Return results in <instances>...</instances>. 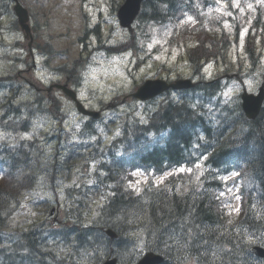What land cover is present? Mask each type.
<instances>
[{
	"label": "trees",
	"instance_id": "1",
	"mask_svg": "<svg viewBox=\"0 0 264 264\" xmlns=\"http://www.w3.org/2000/svg\"><path fill=\"white\" fill-rule=\"evenodd\" d=\"M153 2L155 13L162 16V12L177 14L187 0ZM208 39L190 52L192 62L199 64L227 50V37ZM213 91L207 87L203 93L210 95ZM192 103L186 100L178 104L169 97L152 116L150 126L134 122L125 130L128 143L137 135L151 137L130 164L162 172L187 163L194 169L190 176L177 180L172 176L170 190H150L145 197H136L124 184L123 169L104 159L108 157L106 152L65 160L62 168L68 167L66 177L80 174L79 167H88L94 161L103 165L105 170L100 168L93 176L95 184L106 191L105 203L97 201L92 213L89 195L96 189L70 190L68 195H74V202L67 206L69 219L59 231L60 242L46 240L42 224L35 225L13 249L2 250L1 254L10 258L11 264H75L80 257L100 264L112 253L124 263H135L140 256L138 235L149 250L165 256L164 264H264L249 253L251 238L264 245V108L256 121L247 120L236 107L226 109L223 117L210 124ZM162 143L163 148H157ZM111 157L110 164L115 163L116 156ZM2 159L0 162L9 166L6 160L10 156ZM232 171L239 176L228 184L237 186L239 179L244 183L239 192L243 195L239 217L227 216L219 206L218 192L225 187L222 177ZM30 172L26 165L23 174ZM25 182L14 180L13 173L0 182V239L24 192L34 185ZM105 226L116 229L119 238L109 239L103 231Z\"/></svg>",
	"mask_w": 264,
	"mask_h": 264
},
{
	"label": "rangeland",
	"instance_id": "2",
	"mask_svg": "<svg viewBox=\"0 0 264 264\" xmlns=\"http://www.w3.org/2000/svg\"><path fill=\"white\" fill-rule=\"evenodd\" d=\"M26 6H32L33 10L39 15V22L44 25L48 19L47 36L54 38V45L57 51L67 50L66 53L60 52L58 56L48 57L51 61L50 66L44 65L42 60L45 58V54H37L36 62L40 64V68L32 71L30 74L33 78L40 81L42 85H48L51 83V79H60L59 75L51 76V73H55V69L61 67L63 64L71 66L73 61L78 57V47L75 44L76 38L79 37L82 25L75 20L66 16V13L62 12V5L66 0H23ZM242 2V0H236V3ZM67 3V2H66ZM224 3L220 2L217 7L218 11L224 10ZM247 13V8L243 9V15ZM249 18L252 14H247ZM11 16L5 19V24L8 26L11 21ZM192 17H187L178 25V28L183 29L185 25L193 23ZM112 23L115 24L112 32L111 43H115L119 39H122L129 34L123 31L113 15ZM251 20L246 23V28L241 33V41L237 46H233L229 57L231 61L238 63L242 62L244 66L247 65L246 55L244 52V36L247 33L248 26ZM139 24L136 25L135 32L140 36ZM223 29L234 35V27L231 21H223L221 25ZM148 38L140 39V49L134 52H129L120 56L104 55L100 53L92 54L88 63L83 65L81 74L82 80L78 88L80 97L87 105L93 107V110L104 109V118L102 122L97 124L99 137L104 140L105 144L111 143L112 140L117 138L121 133V127L127 117L138 118L142 122L149 120V115L152 111L156 110L158 106L166 99L160 98L156 101H151L146 104L139 102L133 103L129 101L124 104L122 100L125 96L135 91L140 84L145 80L154 79L158 77L170 76L176 78L180 76L192 77L193 68L189 62L187 52L184 48L172 44H165L170 35V30L161 31L158 27H150ZM66 36V37H63ZM167 36L168 38H163ZM234 39V36H233ZM3 41L6 43L3 47ZM18 41H22L21 33L15 28L11 27L9 30L5 29L0 32V77L16 74L19 70L26 69L27 64L16 62L15 60H27V52L24 48L17 45ZM264 55V47L262 48ZM9 56L10 60H6L4 57ZM225 66L222 63L213 62L207 66L205 74L207 77H212L223 71ZM263 74L264 76V58L262 65L252 74H250L246 80L248 86L253 87L258 84L257 80ZM260 80V79H259ZM258 80V81H259ZM257 82V83H256ZM261 84V83H259ZM239 90L238 85L233 83L228 84L227 90L223 93V97L232 99ZM60 95V101L64 105V109L68 114V119L65 122L64 128L68 132V137L71 143H75L82 138L80 132L83 129V123L86 121L83 117L76 113L74 105L62 94ZM111 101H118L117 107L104 108L109 105ZM20 121V120H19ZM10 128L9 131H5L4 128H0V141L9 140L13 145L19 144L25 140H34L38 138L42 141L44 146L45 155L49 156L54 152L53 149L56 145V140L47 141L46 135L52 134L54 131L55 123L48 117L36 118L33 120L28 133L21 132V126L12 120L6 123ZM65 137H63V140ZM96 139V138H93ZM62 144H66L63 141ZM49 166V163L46 167ZM48 169H45L47 173ZM136 181L131 183V186L136 189H140L142 184L147 182L148 176L144 173L137 172L134 175ZM166 176L156 178V182L164 181ZM82 180H89V177L85 176ZM75 180H57L55 183L59 199L57 200V194L45 181V176L41 177L39 184L35 190L27 195L22 203L21 209L11 220V230L19 235L23 230H28L35 221L46 220L47 212L51 211L52 207H56L57 210L52 216V222H55L57 216L63 213H59L58 202L63 203L66 198V190L75 186ZM232 191L231 193H233ZM52 198L51 207L46 208L40 202L42 199ZM234 203L226 204L228 208L231 206L236 207L238 200L233 199ZM137 241L141 240V236H136ZM56 242V241H54ZM141 245V244H140ZM54 247V245H52ZM60 251H64L62 246L58 247ZM1 261V260H0ZM80 263L85 264V261L81 260Z\"/></svg>",
	"mask_w": 264,
	"mask_h": 264
},
{
	"label": "water",
	"instance_id": "3",
	"mask_svg": "<svg viewBox=\"0 0 264 264\" xmlns=\"http://www.w3.org/2000/svg\"><path fill=\"white\" fill-rule=\"evenodd\" d=\"M190 86V82H178L177 84H172V85H167L163 81H148L145 83L144 86H142L134 96L136 98H139L141 100H147L150 98L155 97L156 95L162 93L163 91L169 89V88H174V89H180L182 87H187ZM254 103V102H252ZM252 103L247 102L246 103V108L252 112L253 106ZM260 101H257V104H259ZM79 109L86 113L81 106H79ZM113 237L115 236L114 234L110 233ZM254 252H256L258 255L264 257V250L261 249H254ZM163 261V259L159 256H155L154 254H148L139 264H160ZM107 264H115V261L108 262Z\"/></svg>",
	"mask_w": 264,
	"mask_h": 264
},
{
	"label": "bare ground",
	"instance_id": "4",
	"mask_svg": "<svg viewBox=\"0 0 264 264\" xmlns=\"http://www.w3.org/2000/svg\"><path fill=\"white\" fill-rule=\"evenodd\" d=\"M138 236V235H137Z\"/></svg>",
	"mask_w": 264,
	"mask_h": 264
}]
</instances>
